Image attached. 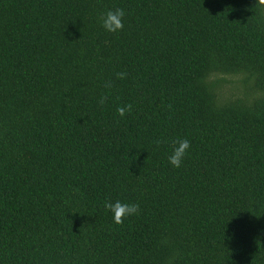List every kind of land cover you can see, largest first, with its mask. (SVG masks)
<instances>
[{"label": "trees", "instance_id": "obj_1", "mask_svg": "<svg viewBox=\"0 0 264 264\" xmlns=\"http://www.w3.org/2000/svg\"><path fill=\"white\" fill-rule=\"evenodd\" d=\"M0 264H264L256 0H0Z\"/></svg>", "mask_w": 264, "mask_h": 264}, {"label": "clouds", "instance_id": "obj_2", "mask_svg": "<svg viewBox=\"0 0 264 264\" xmlns=\"http://www.w3.org/2000/svg\"><path fill=\"white\" fill-rule=\"evenodd\" d=\"M256 7L264 9V0H256ZM125 16V11L123 9L109 10L100 17L102 27L109 33H117L123 30V18ZM117 79H125L127 73L121 72L116 74ZM106 87H111V81L107 82ZM107 101V96H102L99 103L104 105ZM132 105L128 104L126 106L119 107L117 113L119 116L124 117L126 113H131ZM160 142L158 141L157 144ZM191 145L187 139H180L174 142L172 155L169 157V163L176 168H179L185 158ZM104 208L110 210L113 214L114 223L117 225H122L125 218L138 215L140 212V206L138 203H122L116 201L115 203L106 200L104 203Z\"/></svg>", "mask_w": 264, "mask_h": 264}, {"label": "rangeland", "instance_id": "obj_3", "mask_svg": "<svg viewBox=\"0 0 264 264\" xmlns=\"http://www.w3.org/2000/svg\"><path fill=\"white\" fill-rule=\"evenodd\" d=\"M225 77L229 78L230 76L226 75ZM230 89H234V88H232V83L228 82L227 85H226V88L223 90V95L224 96L229 95L230 94ZM234 90H236V89H234Z\"/></svg>", "mask_w": 264, "mask_h": 264}]
</instances>
